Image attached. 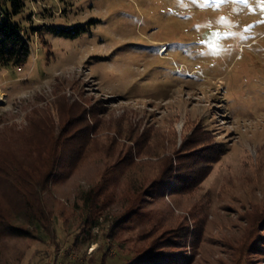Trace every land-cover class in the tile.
I'll list each match as a JSON object with an SVG mask.
<instances>
[{"label": "rangeland", "instance_id": "374dc122", "mask_svg": "<svg viewBox=\"0 0 264 264\" xmlns=\"http://www.w3.org/2000/svg\"><path fill=\"white\" fill-rule=\"evenodd\" d=\"M28 4L12 20L41 29L27 66H0V156L36 150L35 122L67 142L51 232L0 233V264H264V0Z\"/></svg>", "mask_w": 264, "mask_h": 264}, {"label": "trees", "instance_id": "16d2710c", "mask_svg": "<svg viewBox=\"0 0 264 264\" xmlns=\"http://www.w3.org/2000/svg\"><path fill=\"white\" fill-rule=\"evenodd\" d=\"M28 5V0H0L1 67L17 69L27 66L31 60L30 40L33 33L41 27H29L27 28V30L29 29L28 32L21 26L20 21L15 22L12 20L13 16L20 15ZM45 11H48V9H41L39 16L44 17ZM30 13L27 15L29 21H31ZM88 25L89 22L66 27L48 25L46 30L52 35L73 39L85 32ZM76 105L80 107L79 104ZM84 112H82L83 115H85ZM68 114H70V118L74 116L70 109ZM81 117V119L73 118L69 124L84 122V116ZM32 123H34V120H32ZM35 123L34 136L41 138L38 143L39 147L36 150L31 149L28 143L25 154L20 159L16 158V160L10 162V159L0 156V186L5 185L3 193H0V198L5 202L0 205V233L9 237L33 238L34 232L39 230L51 232L50 214L45 209L42 194L46 190L47 184L52 178L53 170L57 165L56 157L59 148L67 142V139H61L65 129L53 136V129L46 126L47 123ZM87 132L88 126L82 127L80 133L83 135L79 137L84 139V136L88 134ZM76 138L77 134L72 135L70 140ZM77 139L80 141L79 138ZM40 148L44 151L47 150V154L43 157ZM4 211H9V213L5 214ZM15 223H18V225ZM98 258L95 260L92 257L88 264H96L97 261H99V264H107L111 259L107 250H101ZM121 259H118L120 263H122ZM130 264H137V262ZM166 264L170 263L166 262Z\"/></svg>", "mask_w": 264, "mask_h": 264}, {"label": "snow or ice", "instance_id": "6c2138e0", "mask_svg": "<svg viewBox=\"0 0 264 264\" xmlns=\"http://www.w3.org/2000/svg\"><path fill=\"white\" fill-rule=\"evenodd\" d=\"M205 2L207 3V2H208V0H205ZM215 2H216L217 4H219V3H221V2H222V0H215ZM239 2H241V3H246V2H247V0H239Z\"/></svg>", "mask_w": 264, "mask_h": 264}, {"label": "bare ground", "instance_id": "6f19581e", "mask_svg": "<svg viewBox=\"0 0 264 264\" xmlns=\"http://www.w3.org/2000/svg\"><path fill=\"white\" fill-rule=\"evenodd\" d=\"M164 50V49H163ZM162 53V52H161Z\"/></svg>", "mask_w": 264, "mask_h": 264}]
</instances>
